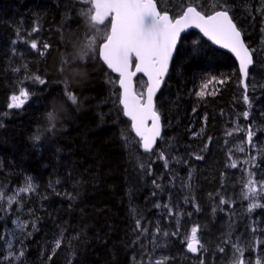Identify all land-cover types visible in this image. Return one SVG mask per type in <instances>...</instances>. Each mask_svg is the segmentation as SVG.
<instances>
[{"label":"trees","instance_id":"trees-1","mask_svg":"<svg viewBox=\"0 0 264 264\" xmlns=\"http://www.w3.org/2000/svg\"><path fill=\"white\" fill-rule=\"evenodd\" d=\"M164 1L160 7L170 14L180 11L172 10L174 4L187 3ZM220 1L254 50L255 68L263 66L264 73V0ZM89 8L84 0H0V186L10 196L28 179L35 185L33 193L18 197L22 205L0 210V227L16 232L12 245L24 251L12 264H153L152 235L165 215L156 207L162 190L155 167L167 163L174 183L199 178L211 192L225 183L223 140L233 116L246 109L233 57L195 31L181 37L155 98L162 138L147 155L123 116L117 78L98 55L103 41L97 29L107 31L109 21L93 26L85 16ZM92 36L95 50L78 59L74 45ZM35 76L47 83L40 85ZM21 88L29 99L10 109L11 96ZM67 92L77 96L76 104ZM124 136L134 140L126 144ZM17 218L29 222L30 236L12 223ZM137 219L147 232L136 229ZM58 238L61 247L50 261ZM5 249L0 264H9L1 257Z\"/></svg>","mask_w":264,"mask_h":264},{"label":"snow or ice","instance_id":"snow-or-ice-1","mask_svg":"<svg viewBox=\"0 0 264 264\" xmlns=\"http://www.w3.org/2000/svg\"><path fill=\"white\" fill-rule=\"evenodd\" d=\"M90 5V8L85 16L90 20L93 26L105 25V21H109L110 26L107 31L101 32L97 29L99 36L102 38V43L99 45V58L107 65V68L112 72L118 74V84L121 89L119 101L122 105L123 113L130 118L132 122V129L136 135L141 138L142 146L146 151H150L155 144L157 138L161 137L160 114L156 108L155 97L156 93L161 89L164 78L168 72L170 61L173 58L174 51L177 50L178 42L181 39V34L188 28L195 27L213 43L220 45L225 49H229L239 61V70L241 76L245 79L249 76L250 66L253 65L254 50L246 46L242 39V32L233 22L232 16L229 14V7L216 0L211 7L212 10L208 12L201 5L198 0H187L179 12L169 13L168 10L160 7L161 0H84ZM110 18V19H109ZM97 37L92 36L86 38V41L80 46V53L78 59L83 60L89 55V52L95 50ZM31 47L37 48L36 42H32ZM45 49L49 45H44ZM200 53H196L193 59H196ZM138 74L147 77L145 83H140L135 80ZM34 79L40 85H45L47 81L40 76H35ZM223 83L224 81H220ZM140 87L137 92L136 87ZM207 87V85H205ZM245 91L247 92V84H245ZM198 95L203 96L201 91ZM67 98L73 103H77V96L72 92H67ZM11 103L8 105L10 109H20L29 99V91L25 88L19 90V94L11 96ZM245 103L249 106L250 100L247 94L243 97ZM242 116L247 119L249 112L245 111ZM54 114H50V119H54ZM151 120L152 125L149 128L147 121ZM55 124L48 131H52ZM228 135H232L231 132ZM254 132L249 127L247 130L248 143H252V136ZM35 139L40 140V135L37 134ZM239 151H244L241 147ZM161 159H165L163 153L160 154ZM197 159L203 157L197 156ZM253 162L255 157H252ZM167 167V163L165 164ZM231 167H237L233 162ZM254 173H249L253 177ZM156 184V181H153ZM159 187V185H156ZM35 191V185L28 179L25 181L23 187H20L15 193L6 195L3 187L0 186V210L7 212L13 203L21 204L22 200L18 199L20 195L31 194ZM155 195V193H154ZM264 195V181L257 182L250 178L245 184V192L243 198L250 200L248 205V212L251 213L256 208L264 207V204L259 203V197ZM221 204L228 203L221 199ZM8 205V208L4 207ZM156 207H160L159 204ZM168 215H173L172 209L168 205ZM21 234L30 236L31 232H26L28 228V221H20L19 218L12 221ZM33 230L36 229L35 221L31 222ZM136 229L141 230V222L136 221ZM199 226H194L191 229V234L186 237L187 250L192 253H197L204 248L203 243L197 236ZM256 231L255 228L252 229ZM147 232V229H142L141 233ZM161 230L157 227L156 233L160 234ZM16 236V232L11 233ZM168 236L169 233H162ZM172 233L171 235H176ZM155 239V236L153 237ZM18 242L22 243V240ZM228 240L223 241L227 244ZM9 251L7 255L3 256V260L12 261L18 260L24 255L21 249L18 253L15 251L11 242H7ZM62 238H58L54 242L51 255L48 260H52L56 250L61 247ZM259 244H264V241H257ZM249 247L252 245L249 244ZM234 256L233 264H248L243 259L244 248L239 242L233 243ZM220 252L224 251L220 247ZM167 257L156 260L154 264H166ZM203 264V261H201ZM256 264H260L257 260Z\"/></svg>","mask_w":264,"mask_h":264},{"label":"rangeland","instance_id":"rangeland-1","mask_svg":"<svg viewBox=\"0 0 264 264\" xmlns=\"http://www.w3.org/2000/svg\"><path fill=\"white\" fill-rule=\"evenodd\" d=\"M219 2L222 3L220 0ZM214 3L216 0H210L202 7L210 12ZM160 5H166V2L161 0ZM182 6L176 3L172 10H180ZM263 7L264 1L260 6L261 10ZM263 50L264 48L261 54V56L263 55L262 61ZM262 67L255 68L254 66L251 69L249 80L246 82L247 92L245 90L242 92L244 95H248L251 106L246 103V109L233 116L232 126H229V132L232 135L227 134L228 138L223 140L227 150L226 170L228 172H223L225 183L221 189L218 185L217 190L211 192L210 189H205V186H202L203 182L199 184V178L185 183H174L169 177L168 167L162 164L155 167L162 190L161 193L158 192L159 197H156V200L165 210V215L162 214L163 217L159 216L158 218L160 234L156 233V228L152 235L150 247L154 255L153 264L156 260L164 257L168 258L166 264H201V261L203 264H233L235 251L233 243L237 242L244 248L243 259L248 264H256L257 260H260V264H264V244L257 243V241H264V207L256 208L249 213L250 200L243 198L248 179H254L257 182V187H259L260 181H264V105L261 104H264V100H262L264 98V73ZM139 81L144 83L141 79ZM137 89L139 92L140 87ZM243 97H240L239 100L241 101ZM257 98L259 102L255 101ZM235 101H238L237 96ZM245 111L249 112L247 119L242 116ZM249 127L254 132L251 144L248 143L247 137ZM132 137L129 139L124 136V142L130 144L134 140ZM241 147L244 151H239ZM252 157H255L254 162ZM151 158L155 159L154 156ZM233 162L237 164V167H231ZM249 173L255 175L250 177ZM197 184L199 185L197 186ZM221 199L228 203L221 204ZM259 203L264 204V195L259 197ZM164 205H168L172 209L173 215H168V208ZM222 218L224 219L222 220ZM194 226H199L197 236L204 248L197 253H190L186 249L185 238L190 236ZM215 227H217L215 234L208 235ZM218 227L222 228L218 229ZM253 228L256 229L255 232L252 231ZM12 232L13 230L6 225L3 228L0 227V251H3V247L6 248L3 256L7 255L9 251L6 241L11 244L15 241ZM164 232L169 235L164 236L162 234ZM172 233L177 234L171 235ZM154 236L155 239H153ZM229 238V243H223ZM249 244L252 246L249 247ZM220 247L224 248L223 252L219 251Z\"/></svg>","mask_w":264,"mask_h":264},{"label":"water","instance_id":"water-1","mask_svg":"<svg viewBox=\"0 0 264 264\" xmlns=\"http://www.w3.org/2000/svg\"><path fill=\"white\" fill-rule=\"evenodd\" d=\"M109 19H110V18H109ZM105 22H106V21H105ZM233 22H234V21H233ZM98 26H101V25H98ZM190 31H195V32L199 33V34H200V35H201L206 41H208V42H209L214 48H216L217 50H220V51H223V52L228 53L231 57H233V59L235 60L237 66H238V69H239V61H238V59L235 57V55H234L229 49H225V48L221 47L220 45H217V44L213 43L212 41H210L207 37L204 36V34L200 31V29L195 28V27L188 28V29H186V30L181 34V37H182L184 34L190 32ZM242 39L244 40L243 35H242ZM244 42H245V41H244ZM245 44H246V43H245ZM246 46H247V45H246ZM174 54H175V51H174V53H173V57H174ZM100 60H101V59H100ZM172 60H173V58H172ZM172 60L170 61L169 68H170V65H171ZM253 60H254V59H253ZM101 62H102L103 65L107 68V65L104 64V62H103L102 60H101ZM253 64H254V63H253ZM252 66H253V65H252ZM252 66H250V69L252 68ZM107 69H108V68H107ZM250 69H249V70H250ZM108 70H109L114 76L118 77V74H117V73L112 72L110 69H108ZM168 71H169V69H168ZM239 73H240V70H239ZM167 74H168V72H167ZM167 74H166V76H167ZM166 76H165L164 80L166 79ZM240 76H241V73H240ZM138 78H143V79L145 80V82L147 81V77H143L142 74H138L137 77L134 78V79L136 80V79H138ZM247 79H248V78H247ZM247 79H245V78H243V77L241 76V84H242V86H243L244 89H245V84H246V82H247ZM117 84H118V82H117ZM118 87H119V90H120V93H121V89H120L119 84H118ZM135 90H136V89H135ZM159 91H160V90H159ZM159 91H158V92H159ZM158 92L156 93V96H157ZM155 98H156V97H155ZM120 106H121V108H122V105H121V104H120ZM122 111H123V109H122ZM123 115H124V113H123ZM124 117H125L128 121H130L131 131H132L133 135L135 136V138L138 139V140H140L142 150L145 151V152H151V151L154 149V147L157 145V142H158V140H159L161 137L157 138L155 144L153 145V147H152V149H151L150 151H146V150L143 148V146H142L141 138L138 137V136L136 135L135 131L132 129V122H131L130 118L126 117L125 115H124ZM160 124H161V135H162V122H161V120H160ZM151 125H152L151 120L147 121V126H148L149 128L151 127Z\"/></svg>","mask_w":264,"mask_h":264},{"label":"clouds","instance_id":"clouds-1","mask_svg":"<svg viewBox=\"0 0 264 264\" xmlns=\"http://www.w3.org/2000/svg\"><path fill=\"white\" fill-rule=\"evenodd\" d=\"M74 50H75V55L78 58L79 53H80V46L79 45H74Z\"/></svg>","mask_w":264,"mask_h":264},{"label":"bare ground","instance_id":"bare-ground-1","mask_svg":"<svg viewBox=\"0 0 264 264\" xmlns=\"http://www.w3.org/2000/svg\"><path fill=\"white\" fill-rule=\"evenodd\" d=\"M161 138H162V135H161ZM161 138L158 140V142L161 140ZM158 142H157V144H158Z\"/></svg>","mask_w":264,"mask_h":264}]
</instances>
